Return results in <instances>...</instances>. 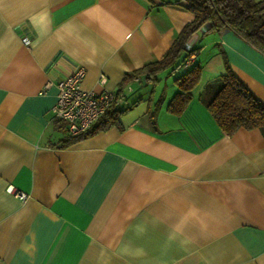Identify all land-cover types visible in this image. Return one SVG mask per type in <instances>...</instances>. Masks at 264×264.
Wrapping results in <instances>:
<instances>
[{
    "label": "crops",
    "instance_id": "crops-1",
    "mask_svg": "<svg viewBox=\"0 0 264 264\" xmlns=\"http://www.w3.org/2000/svg\"><path fill=\"white\" fill-rule=\"evenodd\" d=\"M192 19L178 0H0V264H264V131L227 134L200 99L225 56L264 102V52L229 28L193 33L200 78L180 114L163 71L121 84ZM77 66L124 110L61 146L43 85Z\"/></svg>",
    "mask_w": 264,
    "mask_h": 264
},
{
    "label": "trees",
    "instance_id": "trees-1",
    "mask_svg": "<svg viewBox=\"0 0 264 264\" xmlns=\"http://www.w3.org/2000/svg\"><path fill=\"white\" fill-rule=\"evenodd\" d=\"M181 1L193 13V19L183 25L159 60L125 73L121 82L123 84L127 79L142 73L149 79H157L162 71L182 69L173 78L177 89L166 106L174 114H180L186 107L191 99V90L200 78L201 67L198 62H193L196 48H186L193 33L202 27V32L229 28L264 52V0H178L179 3ZM192 52L193 60L183 66ZM223 63V72L215 80L206 83L200 99L225 133L231 134L240 127L264 131V102L233 72L225 56ZM123 110L124 108L115 107L112 102L89 129L68 135L62 140L61 146L118 125V118Z\"/></svg>",
    "mask_w": 264,
    "mask_h": 264
},
{
    "label": "built area",
    "instance_id": "built-area-1",
    "mask_svg": "<svg viewBox=\"0 0 264 264\" xmlns=\"http://www.w3.org/2000/svg\"><path fill=\"white\" fill-rule=\"evenodd\" d=\"M201 29H204L202 27ZM23 43L28 45L30 40L23 38ZM186 48L191 49V45L187 42ZM194 58L192 52L184 61L183 66L188 65ZM84 68L77 66L69 74L57 79L54 83L52 80H46L43 88L47 89L52 84L57 87L56 101L51 110L54 115L66 123L67 131L70 135L83 132L91 127V125L109 108L115 100V94L107 89L100 93L92 90H85L81 87V80L84 76ZM100 83L105 82V76L100 75ZM7 190L15 192L21 199L25 198V194L16 191L12 185L7 186Z\"/></svg>",
    "mask_w": 264,
    "mask_h": 264
},
{
    "label": "rangeland",
    "instance_id": "rangeland-1",
    "mask_svg": "<svg viewBox=\"0 0 264 264\" xmlns=\"http://www.w3.org/2000/svg\"><path fill=\"white\" fill-rule=\"evenodd\" d=\"M182 72V69L178 68L174 72H169L168 70H165L162 72L161 77H162V82L164 78H168L169 82L173 83V78L177 75H179Z\"/></svg>",
    "mask_w": 264,
    "mask_h": 264
}]
</instances>
